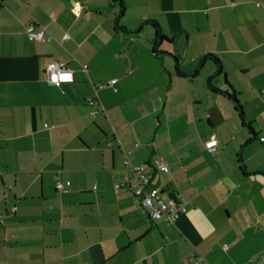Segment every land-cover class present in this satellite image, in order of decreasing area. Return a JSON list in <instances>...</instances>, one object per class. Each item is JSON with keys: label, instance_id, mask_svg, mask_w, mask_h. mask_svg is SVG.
I'll return each instance as SVG.
<instances>
[{"label": "crops", "instance_id": "0c3cea01", "mask_svg": "<svg viewBox=\"0 0 264 264\" xmlns=\"http://www.w3.org/2000/svg\"><path fill=\"white\" fill-rule=\"evenodd\" d=\"M121 1L0 0V264H264V0L139 1L157 54ZM51 58L72 81H46ZM124 160L183 200L173 224Z\"/></svg>", "mask_w": 264, "mask_h": 264}, {"label": "built area", "instance_id": "2783aa9c", "mask_svg": "<svg viewBox=\"0 0 264 264\" xmlns=\"http://www.w3.org/2000/svg\"><path fill=\"white\" fill-rule=\"evenodd\" d=\"M262 8L264 9V6H262ZM25 32L28 39L30 40L49 41L51 39V36L45 32L43 27L35 28L34 24L32 23H29L26 26ZM63 38H65V36H63ZM82 69L86 70V65H83ZM44 75L47 82L51 84H60L62 82L72 81L73 70L68 66L67 63L55 58H51L45 63ZM63 76H68L69 79H61ZM115 81L116 78H111L104 83H96L94 85V91L96 92L98 89H101L104 86H112ZM86 103L89 106H93L96 105V100L95 98L89 97L86 99ZM98 110H101V107L98 106L95 110H92L91 113L95 114ZM213 139L216 141L215 144H212ZM260 140L264 141V138L261 137ZM216 144L217 140L214 137H211L204 142V146L208 150H214ZM124 165L131 175L127 182L131 193L138 200L139 205L147 213L150 220L155 221L158 219H163L168 224H173L178 219L179 215L185 210L183 200L178 199L173 193L169 191L166 192L151 186L150 183L153 178V172L148 171L144 165L130 164L128 160H124ZM152 167L157 172H168L167 164L160 158L154 159L152 162ZM122 185V182L114 183V191L118 192ZM55 188L57 190H61V183L57 181ZM187 257L189 261L194 259L192 262L193 264H196L197 261L201 259L200 255H195V258H193L192 253H190Z\"/></svg>", "mask_w": 264, "mask_h": 264}, {"label": "trees", "instance_id": "16d2710c", "mask_svg": "<svg viewBox=\"0 0 264 264\" xmlns=\"http://www.w3.org/2000/svg\"><path fill=\"white\" fill-rule=\"evenodd\" d=\"M113 1H115V2H117V4H118V6L120 7V11H119V14H121V12H122V10H123V8H124V6H123V3H122V1L121 0H113ZM118 17H119V15H118ZM117 17V18H118ZM147 24V23H150L151 25H153L154 27H155V29H156V31H155V38L153 39V45H152V50H153V52L155 53V54H157L156 52H158L159 50L156 48V42H157V39L158 38H161L163 41H171L170 39H167L162 33H161V31L159 30V28H158V24L156 23V21H152V20H144L143 22H142V24ZM213 57V56H212ZM208 58V55H205L203 58H202V60H200V63H203V61L205 60V59H207ZM216 60V59H215ZM210 78L207 80V82H208V85L210 86V88L211 89H215L212 85H211V83H210ZM227 96H228V98L230 99V100H232L235 104H236V106L239 108V103H238V101H237V99H236V97H235V95L234 94H229V93H227L226 94ZM239 115H240V117H241V111L239 110ZM244 123V122H243Z\"/></svg>", "mask_w": 264, "mask_h": 264}, {"label": "rangeland", "instance_id": "374dc122", "mask_svg": "<svg viewBox=\"0 0 264 264\" xmlns=\"http://www.w3.org/2000/svg\"><path fill=\"white\" fill-rule=\"evenodd\" d=\"M139 1H143V0H127V9H126V15L123 16V18H129L131 20V22H138V17H136V15H139V13H141V2L139 3ZM119 13V12H118ZM142 24L141 21H139L137 24ZM136 29V28H135ZM141 34V33H138ZM183 37H186V34H182ZM160 42V38L157 39V43ZM174 49V48H173ZM171 56L173 57V54H171Z\"/></svg>", "mask_w": 264, "mask_h": 264}, {"label": "snow or ice", "instance_id": "6c2138e0", "mask_svg": "<svg viewBox=\"0 0 264 264\" xmlns=\"http://www.w3.org/2000/svg\"><path fill=\"white\" fill-rule=\"evenodd\" d=\"M61 79L67 80V79H69V77L68 76H63V77H61Z\"/></svg>", "mask_w": 264, "mask_h": 264}, {"label": "water", "instance_id": "95a60500", "mask_svg": "<svg viewBox=\"0 0 264 264\" xmlns=\"http://www.w3.org/2000/svg\"><path fill=\"white\" fill-rule=\"evenodd\" d=\"M158 44H159V43H157L156 48L158 47ZM223 92L226 93V94L228 93V92H226V91H223Z\"/></svg>", "mask_w": 264, "mask_h": 264}, {"label": "clouds", "instance_id": "9594fccd", "mask_svg": "<svg viewBox=\"0 0 264 264\" xmlns=\"http://www.w3.org/2000/svg\"><path fill=\"white\" fill-rule=\"evenodd\" d=\"M216 143V141L213 139V141H212V144H215ZM211 146V145H210Z\"/></svg>", "mask_w": 264, "mask_h": 264}]
</instances>
